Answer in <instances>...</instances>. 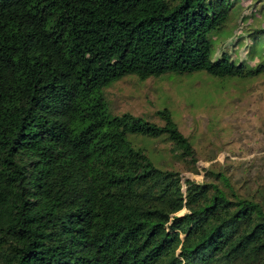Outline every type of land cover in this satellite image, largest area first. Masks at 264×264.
I'll return each mask as SVG.
<instances>
[{"label": "trees", "instance_id": "16d2710c", "mask_svg": "<svg viewBox=\"0 0 264 264\" xmlns=\"http://www.w3.org/2000/svg\"><path fill=\"white\" fill-rule=\"evenodd\" d=\"M242 1L0 0V264H264V187L155 167L129 134L199 171L171 111L111 115L102 93L127 75L264 76V27L220 37Z\"/></svg>", "mask_w": 264, "mask_h": 264}, {"label": "rangeland", "instance_id": "374dc122", "mask_svg": "<svg viewBox=\"0 0 264 264\" xmlns=\"http://www.w3.org/2000/svg\"><path fill=\"white\" fill-rule=\"evenodd\" d=\"M252 10L250 0L242 1L241 8L230 14L221 40L233 34L245 35L249 26L264 27V10L250 17ZM242 15L247 19L238 22ZM244 53L239 50L237 56L244 58ZM102 93L111 115L129 112L163 125L154 112L163 108L171 111L179 130L195 149L199 171L187 170L170 151L171 143L165 136L129 134L131 145L142 149L155 167L198 181L204 179V168H209L225 173L236 188L255 191L264 187V76L221 84L205 72L170 73L146 81L127 75L113 80Z\"/></svg>", "mask_w": 264, "mask_h": 264}]
</instances>
